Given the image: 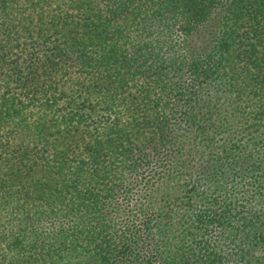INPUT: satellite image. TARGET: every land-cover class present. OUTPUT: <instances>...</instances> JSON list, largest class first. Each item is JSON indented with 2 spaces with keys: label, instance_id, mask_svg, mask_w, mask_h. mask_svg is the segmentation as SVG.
<instances>
[{
  "label": "trees",
  "instance_id": "1",
  "mask_svg": "<svg viewBox=\"0 0 264 264\" xmlns=\"http://www.w3.org/2000/svg\"><path fill=\"white\" fill-rule=\"evenodd\" d=\"M0 264H264V0H0Z\"/></svg>",
  "mask_w": 264,
  "mask_h": 264
},
{
  "label": "rangeland",
  "instance_id": "2",
  "mask_svg": "<svg viewBox=\"0 0 264 264\" xmlns=\"http://www.w3.org/2000/svg\"><path fill=\"white\" fill-rule=\"evenodd\" d=\"M136 197H137V196H134L133 202H135V201H136Z\"/></svg>",
  "mask_w": 264,
  "mask_h": 264
}]
</instances>
